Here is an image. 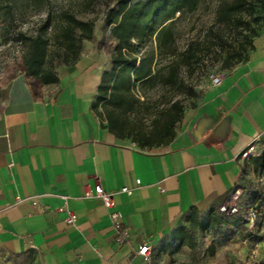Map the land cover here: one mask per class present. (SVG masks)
<instances>
[{
  "label": "crops",
  "instance_id": "0c3cea01",
  "mask_svg": "<svg viewBox=\"0 0 264 264\" xmlns=\"http://www.w3.org/2000/svg\"><path fill=\"white\" fill-rule=\"evenodd\" d=\"M252 46L161 147L115 137L96 114L110 57L85 51L54 69V83L12 78L0 96V264H264V178L244 155L264 153V28ZM96 184L112 194L110 209L86 197ZM235 187L237 224L219 211ZM113 211L127 229L122 244ZM209 216L219 223L200 230ZM144 244L147 259L137 255Z\"/></svg>",
  "mask_w": 264,
  "mask_h": 264
},
{
  "label": "trees",
  "instance_id": "16d2710c",
  "mask_svg": "<svg viewBox=\"0 0 264 264\" xmlns=\"http://www.w3.org/2000/svg\"><path fill=\"white\" fill-rule=\"evenodd\" d=\"M200 1L115 0L111 7L106 8L103 23L110 29L115 44L110 55V69L102 74L93 108L96 110L99 105L102 106V111L98 114L105 122L104 127L115 137L131 138L141 148L165 146L173 139L176 124L184 113L178 103H173L149 132L133 133L125 119L129 113L145 104L138 94L139 85L150 83L154 76L163 71H166L165 83L168 84L179 69H188L193 62L199 61L197 46L190 45L187 49L178 51L174 24L185 13L193 12ZM216 1L219 21L236 28L246 23L244 15L252 16L257 5L264 9V0ZM0 10L7 17L11 13L12 4L0 0ZM93 29L94 21H83L67 12H62L55 26L46 19L35 35L24 36L27 38L23 54L24 71L43 84L56 82L55 67L47 62L51 38L47 34L48 31L57 35L59 48L64 51L65 56L60 62L72 65L81 53L82 41L92 37ZM249 30V38H255L259 33L251 28ZM252 41L249 42V51L253 49ZM244 51L246 48L241 49V52ZM243 60L238 56L234 62H229L224 67L232 68ZM246 163L251 166L254 174L264 178V153L249 156ZM252 208L256 211V207ZM219 220L209 216L207 221L199 226L200 230L214 227ZM182 239L181 236V241ZM182 244L183 242L180 243Z\"/></svg>",
  "mask_w": 264,
  "mask_h": 264
},
{
  "label": "rangeland",
  "instance_id": "374dc122",
  "mask_svg": "<svg viewBox=\"0 0 264 264\" xmlns=\"http://www.w3.org/2000/svg\"><path fill=\"white\" fill-rule=\"evenodd\" d=\"M5 1L12 4V10L7 17L0 10V96L8 82L24 71L23 54L27 42L24 36L35 35L46 19L55 26L62 12L73 14L83 21H94L93 35L89 40L82 41L81 53L97 52L99 60L103 61L113 52L115 41L110 29L103 23V17L106 8L111 7L115 0H2ZM217 6L216 0H201L193 12L185 13L175 22L178 51L190 45L197 46L199 61L193 62L188 69H179L168 84L165 83L166 71H163L154 76L150 83L137 87L145 104L126 116L125 120L133 133L149 132L173 103H178L182 111L195 107L209 82L210 73L223 74L231 69L225 68L226 64L234 62L238 56L242 60L247 56L249 42L253 39L248 37L249 29L258 33L264 27V9L257 5L252 16L244 15L246 23L236 28L219 21ZM47 34L51 37L47 62L57 68L62 65L60 60L65 54L59 48L57 35L49 31ZM242 48H246V51L241 52ZM105 66L110 69L111 65ZM101 111L102 106L99 105L95 112L99 116L98 112ZM125 140L134 143L131 138ZM240 197L241 193L235 203L236 211L230 212L229 208L227 212H221L233 224L241 221Z\"/></svg>",
  "mask_w": 264,
  "mask_h": 264
},
{
  "label": "built area",
  "instance_id": "2783aa9c",
  "mask_svg": "<svg viewBox=\"0 0 264 264\" xmlns=\"http://www.w3.org/2000/svg\"><path fill=\"white\" fill-rule=\"evenodd\" d=\"M208 78L210 85L216 86L220 84L222 75L210 73ZM244 155L251 156L252 155L251 148L245 150ZM120 191L126 193L129 190L126 187H124L121 188ZM240 193L241 192L238 187L233 188L232 192L227 196V198L224 200L221 206H219V211L227 212L229 208H230V212L236 211L235 203L238 200ZM90 196L100 199L106 209H110L112 207V194L106 192L100 184H96L94 186L93 192H91V190H87L86 197H90ZM59 210H62V208H59ZM108 217L112 221V227L115 233V241L118 244L125 243L127 238V229L124 228L121 224L120 213L117 211L109 212ZM247 218H248L247 221L248 227H252L254 224V220L256 218V211L254 210V208L251 207L249 209L247 213ZM65 221L67 224L73 223L75 221V214L71 211H68ZM150 252H151V247L149 245L144 244L138 248L137 255L142 257L143 259H147L149 257Z\"/></svg>",
  "mask_w": 264,
  "mask_h": 264
}]
</instances>
